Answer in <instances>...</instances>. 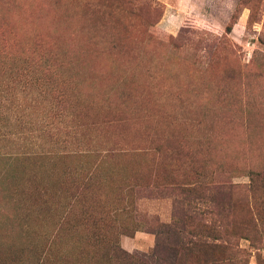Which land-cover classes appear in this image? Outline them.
<instances>
[{"label": "rangeland", "instance_id": "374dc122", "mask_svg": "<svg viewBox=\"0 0 264 264\" xmlns=\"http://www.w3.org/2000/svg\"><path fill=\"white\" fill-rule=\"evenodd\" d=\"M200 217L264 264V0H0V264H184Z\"/></svg>", "mask_w": 264, "mask_h": 264}, {"label": "trees", "instance_id": "16d2710c", "mask_svg": "<svg viewBox=\"0 0 264 264\" xmlns=\"http://www.w3.org/2000/svg\"><path fill=\"white\" fill-rule=\"evenodd\" d=\"M254 185L251 186V188H253ZM220 193V192H219ZM215 205L218 206L220 201L215 200ZM210 211V210H209ZM208 211V212H209ZM204 213V212H203ZM218 214H223V210H221L220 212H218ZM182 215V216H181ZM180 213H174L173 214V222H178L180 219H182L181 222L186 223V215L181 214ZM202 217V216H201ZM194 218V225H190V231L191 234L193 233L194 236H200V239H194V240H189V245H186V247H184L183 249V253H185V263L184 264H242L241 260H238V256H237V251L238 250H230V255L228 252L227 247H225L222 244V241H220V232L224 230V224L219 225V227L215 224L216 221H220L223 220L218 219L213 221L212 223H207V222H203L202 218ZM204 218V216H203ZM113 222V221H112ZM111 223V222H110ZM184 223L182 224V231L185 230V225ZM100 229L97 235V241H98V245L100 246H104L106 247L109 251H112L111 257L113 259V262H120L123 263L125 262L126 264H147V262H143V259H140L137 255L135 254H129L128 252H126L125 250L121 249V247L119 246L118 242L113 240L112 238H110L111 236L109 234H107L104 229V225H97ZM187 226V224H186ZM109 227L111 229H113V226L108 224V229ZM104 229V230H103ZM109 232V231H108ZM110 233V232H109ZM180 230L179 232H176V237L174 240L175 244H179L181 241V237L179 236ZM204 237V238H203ZM208 239H205V238ZM199 238V237H198ZM204 239V240H203ZM209 244V245H208ZM223 245V246H222ZM164 245L162 243H157V247L159 248V251L157 249V256L159 257V259H162V254L160 253V247L161 250L164 251L165 247L162 248ZM198 246H208L204 249V251L199 250L196 255L194 257H192L194 255V251L193 249H195ZM216 248H221V250H218ZM173 249L175 252H177V248L174 247ZM225 249V252H223L222 250ZM240 252V251H238ZM156 256V255H155ZM156 256V257H157ZM236 257L237 261H234L233 257ZM177 257V255L175 256ZM169 264H176L175 260L173 261H168Z\"/></svg>", "mask_w": 264, "mask_h": 264}]
</instances>
